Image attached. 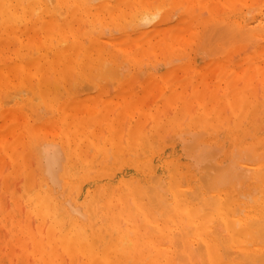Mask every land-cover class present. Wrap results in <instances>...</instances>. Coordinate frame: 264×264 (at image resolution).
<instances>
[{
	"label": "bare ground",
	"instance_id": "6f19581e",
	"mask_svg": "<svg viewBox=\"0 0 264 264\" xmlns=\"http://www.w3.org/2000/svg\"><path fill=\"white\" fill-rule=\"evenodd\" d=\"M217 1L171 0V8L167 4L165 9H153L148 0H0L3 47L15 40L16 51L44 47L49 55L31 61L21 57L3 64L0 74L6 73L3 79L13 83L11 76L17 71L18 83L31 90L28 94L33 97L28 99L35 104L52 93L55 99L47 103L58 111V132L52 131L61 138L58 142L35 143L44 134L30 119L23 125L30 138L24 146L38 147L41 170L38 179L34 173V187L26 192L32 211L49 224L48 234L42 229L35 233L16 218L11 222L16 240L24 234L31 238L40 262L64 264L65 252L82 256L77 264H264V1ZM193 5L200 14L209 13V19L215 15L225 22L241 41L257 44L244 60H231L230 69L215 71L226 83L222 101H213L211 92H204L203 67H199L204 70L200 80L197 75L180 78L169 70L171 76L159 75L171 78L163 84L147 79L144 90L122 82L118 70L123 71L125 59L140 67L147 60L155 62L163 51L173 54L177 45L194 42L200 22L191 15ZM135 7L131 20L136 21L131 24L127 12ZM124 21L131 30L121 36L111 34L106 41L107 29L101 28ZM49 59L61 65L45 71ZM106 65L109 75L101 72ZM92 69H96L95 85L89 76ZM257 73L260 80L255 79ZM156 75L151 73L150 78ZM69 82H78L77 89L72 88L83 92L86 82L87 90L96 89L95 95L60 100L59 88L64 90ZM11 88L15 87L0 84V97ZM190 88L197 99L194 105L185 100ZM35 96L41 101L35 102ZM48 110L52 111L48 107L46 114ZM7 112L11 119L13 113ZM186 115L190 130H185L187 117L180 129L190 135L184 138V132L177 135L172 130ZM168 121L174 125L167 131ZM146 122L154 125L148 128ZM12 128L9 133L15 137ZM103 129L107 137L101 139ZM217 133L226 136L218 140ZM170 137L175 143L165 141ZM15 144H5L3 153L12 152L14 157Z\"/></svg>",
	"mask_w": 264,
	"mask_h": 264
},
{
	"label": "rangeland",
	"instance_id": "374dc122",
	"mask_svg": "<svg viewBox=\"0 0 264 264\" xmlns=\"http://www.w3.org/2000/svg\"><path fill=\"white\" fill-rule=\"evenodd\" d=\"M148 1L152 2V8L153 9H155V6L157 9H161V8L165 9V8L169 7L167 4L170 5V2H171V0H169L170 2L167 0H148ZM188 2H189V0H183V3L189 4ZM217 3L220 4L221 2L218 0ZM173 4L174 3H172L170 5V8H171V6H173ZM166 5H167V7H166ZM139 6H141V5H139ZM191 8L193 9L192 10L193 12L191 11V15H193V18L195 17L194 20L200 22V25L198 26L197 31H196L197 33H196V36L194 38L195 39L194 42H192L190 45H187L185 43L177 45L175 52L173 54L166 53V52H169L170 50H168L166 52L163 51V53L161 52L159 55H157V58H154L155 62L150 64V63H148V62H150V60L149 61L147 60V61L143 62L140 65V67H135L134 65H132V63L129 61V59L128 60L125 59V61L122 62L124 64V66H123L124 68H122V69H123V71L126 70V72H123V71L121 72L120 70H118L120 75L123 73L121 78H119L120 75L118 76V78L122 82L125 81L127 84H128V82H130L129 83L130 85L131 84L132 85L138 84V87H140L142 90H144L147 87L146 86L147 79L148 80L156 79L155 81H152V82L153 83L155 82V84L156 83L158 84V82L160 83V81H161V84H163L162 82H164V80L171 78L170 77L171 73L166 72L169 70L172 71V74L177 73L176 75L178 77L180 75H182V77L180 76V78H185V77L190 78L193 75H197V77H199V80H200V77L204 73L203 71L205 70V73H204L205 76L204 75L202 76V77H204V79H206L205 84H207L206 87L204 88V92H207V91L211 92V94H212L211 100L220 101V102L222 101L224 94H227V92H225V90H223V87L226 85V83L222 79H220V77H218L217 72L218 71L220 72L223 69H225V70L230 69L229 67H227V64H229V61H231V60L236 61V62L244 60V58L247 57V54H249V53L252 54L255 51L257 44L252 42V40L250 38H248V39L251 40V43H249L250 40L248 41L247 39H245L246 41L245 40L241 41L238 37H236L228 29L225 22H219L218 20H216L217 17L215 15H213L212 19H209V18H211L210 14L209 13L200 14L199 8L197 9L196 5H193ZM136 11H137V7H135V10L127 12L126 21H133V22H131V24L135 23L136 20H131V19L132 18L135 19ZM224 15H226V12L221 14V16H224ZM184 18L186 19L185 16H184ZM126 21L122 22L120 25L115 24V25L109 26L108 28H101V31H105L107 29L105 31L104 39L106 41H108L111 34H116L117 36H121L124 33H126L125 31L131 30V29L127 28V26L129 27V23L127 25ZM75 22H78V21H75ZM216 22H218V23H216ZM180 23L181 24L185 23V20H180ZM124 24H125V28H122L121 26ZM115 27H121V29L118 28L119 29V31H118V29ZM130 28H132V27L130 26ZM24 37H27V36H24ZM3 39H6V37L4 35L2 37H0V40H3ZM8 41H10V40H8ZM16 42L17 41H15V40H11V42L9 43V47L7 49L3 47V44H2L3 42H0V53L2 54L1 58H0V69H1V66L3 64H5V66L11 65V64H13V62L15 60L20 59L21 57H23L25 60H30V61L31 60H37L41 56L44 57L45 55H47L49 57L48 53L46 54V52H48V51L44 50V47L42 49L39 48L41 51L37 47L30 48L32 51L31 50L29 51V49L24 50V47H20L16 51L14 48ZM261 43H263V42H261ZM101 49L104 50V48H101ZM33 50H36V51H33ZM203 50H206V52H203ZM96 52H98V51H96ZM183 56L184 57L187 56L188 58L186 57V59H185ZM173 57L174 58L178 57L177 58L178 60H180L179 58H181V59L184 58V60L182 59V60L178 61L175 59L176 62L175 61L173 62L172 61ZM156 62H157V64H156ZM204 62H205V64H204ZM216 62H218L217 65L214 64ZM143 64H145L144 67H143ZM60 65H61V63H58V62L56 63L55 61H51L49 59L44 64V67H45L44 70L46 71L49 69H54ZM208 65H209V67H208ZM214 65H215V67H214ZM221 65L223 67H220ZM107 66L108 65H106L103 68L104 69L103 71H101V69L99 68L100 69L99 71H101L105 74L109 68V67L107 68ZM199 67H203L204 70L202 68L199 69ZM94 68H96V67H94ZM105 68H107V70ZM219 68H220V70H218ZM208 69H209V71H208ZM97 70H98V68H97ZM216 70H218V71L215 72ZM95 71H96V69L95 70L92 69V72L89 76L93 77ZM162 72L163 73L166 72V74H169L170 76H168V78L162 77L159 75V74H162ZM97 73H99V72H97ZM107 73L106 74L109 75L108 71H107ZM151 73H157V75L153 78H150ZM5 74L6 73H4V72H3V74H0V84L1 85H10L12 87H15L16 89L11 88L13 91L9 90V93H7V92L4 93V95H7L6 97L5 96L0 97V106H1V108H0V128H1L0 129V131H1L0 132L1 133V136H0V264H12L13 258H14L13 264H19L20 261H22V264H39V263L43 264L42 262H40L39 256L38 255L35 256L34 251H33L34 246H33L32 240L27 234H24V237L27 235V237H25L27 239H24V237H22L20 240L15 239L14 232L11 230V224H12L11 222H12L13 218H16L19 221H21V224H23L24 226L31 227L33 232L38 233L39 230L42 229L43 234L44 233L48 234L49 224H46V222L42 218H40L35 212L32 211V205L30 203L29 196H28L29 193L26 192L27 190L29 191L34 187V184H33L34 173L36 174V177L38 179L40 176L41 170L38 167V166H40V160L38 161L39 156L37 155V152H35V151H37L38 147L36 146L37 149L34 150L33 144L31 146H27L26 148L24 146V144L26 142H28L30 140V138H29V136H26L28 134H26L25 127L23 125L28 119H30L28 121H31V123L34 124L35 129L40 130L44 134V135H41L40 137H36L37 140L35 143H38L39 140L40 141L41 140H43V141L50 140V141H57L58 142V140L61 139L60 137L58 139L57 136H59V135L56 136L58 129H57V124L55 123V121L57 118L56 116L58 115V111H57L55 106L52 107L51 104L47 103L48 101H50L47 99H51V100L55 99V97H54V99L52 98V95H53L52 93H51L52 95L48 94V95H45L44 97H41L43 103H41L42 101H41V99H39L40 97L35 96L36 100L33 99V100H35V102L37 100L41 101L40 103L37 102V104H35L30 99H28V98L33 97L32 94L31 95L28 94L31 92V90H29L27 88V86H25L24 84L18 83L20 74L17 73V71H16V73L11 76L13 79V83H9L8 78L3 79ZM85 74H87L86 70H85ZM166 74H165V76H166ZM98 75H101V73H99ZM95 76H96V74H95ZM202 77H201V79H202ZM101 78L102 77L100 76V80H101ZM103 78H104V76H103ZM78 79H79L78 82L80 85V79H81L80 74H78L76 81ZM87 79L89 81L90 77H88ZM97 79H99V76L97 77ZM107 79H109V78H107ZM255 79L260 80V74H258V73L255 74ZM90 80H91V83L93 82L95 85V83H96V81L94 82L95 78L93 77ZM102 80L100 82H103ZM52 81H53V85H54V79H52ZM84 81H86V80H84ZM78 82L75 84H74V82H69L68 84L64 85L65 89L64 88L63 89L65 90V92H64V90L59 88V90L61 91V94H62L61 97L59 96L60 100H68L72 97L83 99V98H87L90 95H92V96L95 95L94 92H96V89L87 90L88 87L86 85V82H84V84H83L84 85L83 88L85 89L84 92L81 90V88L80 89L78 88L81 92L78 90L76 91L74 88L77 89V87H75V85H78ZM97 83H98V80H97ZM72 86L74 88H72ZM80 87H81V85H80ZM91 87L94 88L93 86H91ZM21 88H23L24 90H21V92L20 91L15 92V90H20ZM56 89L57 88H55L56 92L54 91L55 94L57 93ZM191 89L192 88H190L186 92L185 100L189 101L191 105H194L197 102V99L194 96V94L192 93ZM73 90H75V91H74V93L71 92L73 94V95H71L69 92L73 91ZM140 93H142V92H140ZM58 94L61 95L60 92H58ZM92 96H90V97H92ZM90 97H88L87 99H90ZM26 99L28 100V102L25 101ZM167 101L169 103H172V101L170 99H167ZM2 103L5 104V105H3V107L1 105ZM32 103H33V106H32ZM37 105H38V107H37ZM17 106H24L25 109L19 111L17 109ZM33 107L35 108V110ZM48 107L52 111L48 110V112H47L48 114H46ZM32 108H33V110H32ZM52 108H54V109H52ZM15 109H17V112H15ZM8 110H10L13 113L11 119L9 116V112H7ZM37 110L38 111L41 110L40 111L41 113H39ZM32 111L38 112V114L35 115L33 113L34 114L33 115L31 113V115L29 116V114H30L29 112H32ZM27 113H29V114H27ZM228 114H232V111L228 110ZM43 115H45V116H43ZM186 117H187V120H186ZM7 120H9V121H7ZM185 120H186V123L185 122L184 123H185V126H187L185 130L186 131L190 130V127H189L190 126V116H188V115L183 116V118H180L177 122L179 125L173 126L174 128L172 130L173 132H176L177 135L179 133L184 132L183 133L184 138H186L187 136L190 135V134L186 133L185 130H183L184 128L183 129L181 128L182 130L180 129V127H183V125H184L183 121H185ZM226 120H227V118H226ZM170 123H171V121L165 122L164 126H166L167 131H168V128H167L168 126L170 129L172 127V125H174V124H170ZM145 124H146V126L148 125V128H151L154 125V123H151V122L149 124H148V122H146ZM21 126H23L21 129H16V128H19ZM11 127H13L12 131L14 130L15 137L17 135L16 138L11 135L12 132L9 133V129H11ZM54 129H57V132H56V130L54 131ZM52 131L56 132V134ZM103 133L100 134V136H102L101 139H104L107 137L104 129H103ZM6 134H8V135L6 136ZM9 134L12 136V138L10 137ZM216 135H218L220 137L218 140H222V139H224V136H226V134L222 135L220 133H217ZM165 141L170 142V143H175L173 137H170L169 139H165ZM8 142H14L17 144V145L15 144V148H14V150L16 149V155L14 157H13V155H11L12 152L3 153V150L1 147L5 146V144H7ZM181 142H183V141L181 140ZM11 147L13 149L14 144ZM180 150L182 152L181 148H180ZM90 152H91V154H90ZM90 152H89V155L94 158L95 157L94 150H92V151L90 150ZM36 169H38V170H36ZM45 176L47 177L48 174ZM115 181H117V179ZM59 186L60 185H58V187ZM88 186H90V185H88ZM69 189H70V187H69ZM62 190L63 191L65 190L64 183H61V186H60V191H62ZM70 190H67V192L65 194V198H67V196H69L68 194H69ZM8 200H10V201H8ZM23 206L25 207V209H23L24 208ZM8 207L9 208L12 207V209H9ZM22 217H24V218H22ZM32 221L33 222L35 221V222L33 223ZM5 228L6 229L8 228V229L6 230ZM17 228H19V227H17ZM4 229L6 231H8V232H6V234L8 233L9 235L5 234ZM5 236H6V238H5ZM7 237H8V239H7ZM9 237H11V238H9ZM28 238H30V239H28ZM5 240H7V241H5ZM28 242H29V246H28ZM30 244H31V246H30ZM25 245H27L28 247L26 249H23ZM5 246H6V248H5ZM19 246H21V247H19ZM63 253L65 254V256H63V259L66 262L64 264H77L79 262L78 258L82 257V256H78L77 258H74L72 256H68V254L65 252H63ZM30 255H31V258H30ZM22 257L24 258V260H22ZM35 261H36V263H35ZM82 261H83V259L80 260V262H82Z\"/></svg>",
	"mask_w": 264,
	"mask_h": 264
}]
</instances>
